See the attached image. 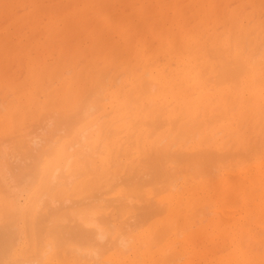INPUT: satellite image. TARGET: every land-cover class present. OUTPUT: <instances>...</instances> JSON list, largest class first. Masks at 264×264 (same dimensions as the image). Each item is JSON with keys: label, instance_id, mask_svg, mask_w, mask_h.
I'll use <instances>...</instances> for the list:
<instances>
[{"label": "rangeland", "instance_id": "rangeland-1", "mask_svg": "<svg viewBox=\"0 0 264 264\" xmlns=\"http://www.w3.org/2000/svg\"><path fill=\"white\" fill-rule=\"evenodd\" d=\"M262 61L264 0H0V169L2 164L6 168V176L0 174V224H6L0 227L4 232L9 228V235L23 231L16 246L22 250L19 256L28 257L42 246L33 228L35 218L34 225L29 214L20 213L13 223L6 211L18 189L22 164L34 162L31 154L42 156L41 165L60 162L55 154L42 155V147L50 140L59 150L71 145L79 140V130L98 119V125L87 130L88 159L81 163L75 157L64 171L65 178L83 164L84 175L78 169L82 175L76 174L68 188L53 190L56 200L49 203L60 209L68 206L63 208L67 212L86 205L87 212L115 217L106 219L112 228L101 224L111 229L106 231L111 241H104L114 242L117 234L128 241L120 248L103 241L101 256L85 261L80 254L86 250L79 248L86 242L67 233L70 228V233L77 231L75 222L68 225L74 221L69 217V235H64L69 245L53 246L45 256L49 264H264ZM223 63L227 71L240 63L238 72L243 73L237 75L236 68L222 71ZM93 96L100 107L87 119L68 129V123L59 124L79 108L77 100ZM163 147L174 153L173 159L157 161L172 176L159 179L150 163L156 164L154 156ZM30 195L22 191L19 203L26 205ZM98 203L106 209L100 212ZM151 206L161 208L152 214ZM98 220L95 216L96 224Z\"/></svg>", "mask_w": 264, "mask_h": 264}, {"label": "bare ground", "instance_id": "bare-ground-1", "mask_svg": "<svg viewBox=\"0 0 264 264\" xmlns=\"http://www.w3.org/2000/svg\"><path fill=\"white\" fill-rule=\"evenodd\" d=\"M258 47V46H257ZM174 52V51H173ZM176 54H177V52H176ZM231 56V55H230ZM225 57V56H224ZM226 58H227V55H226ZM230 59V58H229ZM233 59V58H232ZM185 60V59H184ZM224 60H226V59H224ZM234 60V59H233ZM237 60V59H236ZM187 61V60H186ZM230 61H231V59H230ZM229 61V62H230ZM255 61V60H254ZM178 62V61H177ZM189 62V61H188ZM225 62V61H224ZM238 63V61H234L233 63ZM240 62V61H239ZM249 62H251V61H249ZM257 62V61H256ZM262 62H264V61H262ZM262 62H258V63H262ZM226 63H228V62H226ZM225 63V64H226ZM232 63V62H231ZM230 63V64H231ZM232 63V64H233ZM178 64V63H177ZM250 64V63H249ZM254 64V63H253ZM257 64V63H256ZM255 64V65H256ZM179 65V64H178ZM223 65H224V63H223ZM244 65H246V64H244ZM228 66H229V64H228ZM228 66H227V69H228ZM234 67L233 68H236L235 70L233 69V68H229V70L227 71V70H225V65L224 66H222V67H224V70H222V71H225V72H230V69H233V71H236L238 74L237 75H239V74H241V73H243V72H238V71H240L241 69H242V65H240V63H239V65H237V64H234L233 65ZM235 66H238V67H235ZM248 66V65H247ZM246 67V66H245ZM252 67V66H251ZM256 67V66H255ZM244 69H246V68H244ZM244 69L242 70V71H244ZM249 69V68H248ZM258 69V68H257ZM247 70V69H246ZM246 70H245V72H246ZM233 71H231L232 73L231 74H233L234 72ZM248 71V70H247ZM236 72H235V74H236ZM244 72V73H245ZM158 73V72H157ZM225 74H227V73H225ZM230 73H228L227 75H229ZM230 74V75H231ZM248 74V73H247ZM160 75V74H159ZM158 75V76H159ZM248 75H250V74H248ZM143 76V75H142ZM142 78V77H141ZM153 78V77H152ZM245 78V77H244ZM163 79H165L164 77H163ZM249 79H250V77H249ZM162 80V79H161ZM247 80V79H246ZM163 81V80H162ZM243 81H245V80H243ZM259 81H260V79H259ZM144 82V81H143ZM159 82H160V80H159ZM150 83V82H149ZM163 83V82H162ZM156 85V84H155ZM161 86V85H160ZM181 86H183V85H181ZM185 86V85H184ZM165 89V88H164ZM133 90V89H132ZM163 90V89H162ZM164 91V90H163ZM137 92V91H136ZM152 92V91H151ZM102 93V92H101ZM31 95V94H30ZM87 95H89V94H87ZM91 95V94H90ZM42 96V95H41ZM41 96H39V97H41ZM44 96V95H43ZM83 96V95H82ZM84 97V96H83ZM94 97V96H93ZM92 97V98H93ZM133 97V96H132ZM139 98H140V95L138 96ZM80 98V97H79ZM85 98H86V96H85ZM95 98V97H94ZM138 98V99H139ZM81 99V98H80ZM100 99V98H99ZM103 99V98H102ZM137 99V100H138ZM43 100H45V99H43ZM77 101H79L78 103H80L79 104V108L76 110V108L78 107H75L74 108V110H76V111H74V110H72V111H74L72 114H71V116H70V113L71 112H69V114L67 113L66 115H69L68 117H65V119H67V120H65V119H63L62 120V122L64 123L65 121H67L66 123H64V124H62V123H60L58 120V122H59V124L60 125H62V127H65V124H67L66 125V127H67V129H68V127L72 124V125H76L77 123H80V121L81 120H85V119H87L91 114H93V112L94 111H96V106H99L100 107V105H96V102H97V98H95V99H90V98H88V99H84V100H82V101H80V100H77ZM101 101V100H100ZM136 101V100H135ZM40 102V101H39ZM137 102V101H136ZM128 103H129V101H128ZM130 103H131V101H130ZM139 104V103H138ZM4 105V104H3ZM74 106V105H73ZM99 107H98V109H99ZM137 107V106H136ZM145 109H147V108H145ZM46 110V109H45ZM61 110V109H60ZM68 110V109H67ZM42 111V110H41ZM49 111V110H48ZM56 111V110H55ZM63 111V110H62ZM66 111V110H65ZM67 112V111H66ZM131 112H132V110H131ZM164 112V111H163ZM46 113V112H45ZM48 113V112H47ZM56 113V112H55ZM161 113V112H160ZM159 113V114H160ZM28 114V113H27ZM53 114V113H52ZM57 114V113H56ZM43 115H44V113H43ZM49 115V114H48ZM65 115V116H66ZM142 115V114H141ZM162 115H163V113H162ZM46 116H47V114H46ZM159 116H161V114L159 115ZM158 116V117H159ZM169 116V115H168ZM41 117V116H40ZM43 117H45V116H43ZM62 116H60V118H61ZM142 117V116H141ZM50 118H52V117H50ZM57 118V117H56ZM55 118V119H56ZM53 119V118H52ZM168 119L170 120V117H168ZM98 120V119H97ZM96 120V121H97ZM141 119H139V121H140ZM153 120V119H152ZM201 120V119H200ZM95 121V122H96ZM142 121V120H141ZM155 120H153V122H154ZM158 121V120H157ZM195 121H196V119H195ZM199 121V120H198ZM52 122V121H51ZM82 122V121H81ZM94 122V123H95ZM111 122H113V121H111ZM152 122V121H151ZM167 122V121H166ZM194 122V121H193ZM201 123H202V121H200ZM199 122V123H200ZM56 123V122H55ZM93 122L91 123V124H89L88 126H87V129H86V127L83 129V130H79V131H81L80 133H78V134H80V138H79V140L78 141H75L73 144H68V145H66L65 147H63V148H61L60 150H59V148H54V147H52L53 145L51 144L52 143V141L50 140V142H48V141H46V145H42L43 147V149H38V150H36V151H39L40 150V152L42 153V155H43V153L44 154H47V156L48 155H53V154H55V158H54V160H61L60 162H55L54 160V162H55V164H50V163H48V164H46V165H41L40 164V162L43 160V159H41V155L39 154V153H37V156H41V157H38V158H36L35 156V154H34V156L31 154V155H29V151L30 150H32L34 147H31L29 150H26L25 151V153L23 152V154L26 156L27 154L29 155V156H32V159H29V160H34V162L33 163H30L29 162V164L27 163V165L25 166L24 164H22V166H24L23 168H22V173H20V174H22L21 175V179H19L18 177H16V178H18V180H20V182L17 180V182H19V183H17V182H14V183H17V188H15V186H14V189H17V191H16V193H11V196L12 195H14V197L13 198H11V197H9L10 199H12L11 200V202L7 205L8 207H6V203H8V201H6L5 202V205H3V206H5L6 208H7V210L6 211H9V215H10V219H12V221H13V223H15V221L16 220H14V219H17V217H15V216H18L20 213L21 214H25V215H27V214H29L30 215V218L32 219L31 220V223L32 224H34L33 222V219L35 218L36 219V221H37V224L33 227V228H36V230L35 231H38V237H39V241L38 240H36L35 242H37V243H40V244H42V246H40V245H38L37 246V248H35L36 250H34L33 251V253L29 256V255H27L28 257H25V258H23L22 256L20 257L19 255H20V253H21V251L22 250H20L19 252L16 250V246H17V243H18V241H19V237H18V234H23L22 232H20V231H16V230H13V234H10L9 235V233H11V231L9 232L8 231V229L9 228H7V226L9 225V224H13L9 219H8V221H10V223H8L7 224V226H6V228H7V232H8V234H7V232H4L3 230V228H1V227H3V226H5V224H6V222L5 223H3L4 225L3 226H1V224H0V229L4 232V234L6 233L7 235H8V237H5L4 238V236H3V234H1L0 233V235H2L3 236V240H1V243H0V264H49L51 261L48 259V258H46L45 259V256H46V254L50 251V250H52L53 249V246H61V247H63L64 246V244L66 243V244H68L67 242V238H66V236H64V235H66L67 233H69L71 236H74V238H76L75 236H79L78 238L79 239H81V238H83V240H85V242L86 243H84V244H81L80 245V248H79V250L80 249H84V253H82V254H80V255H82L81 256V258L82 257H86L85 259V261H87V258L88 257H90V259H92L91 257H94V256H96L97 254H101L100 252L103 250L102 248V245H103V243L104 242H106V245L108 244V240L109 241H111V239H107V237L109 236L108 234V232H110L111 231V229H103L101 226V224H103V225H105V223L107 222V221H111V220H113V221H115V217H113L112 219L111 218H105L106 217V215L105 216H102V215H104V214H100V215H98L97 214V212L96 213H94L93 214V212L94 211H92V212H87L86 211V209L84 208L85 206H78V207H80L79 209H77V208H73V212H71V211H69V212H67V211H63L64 209L63 208H65V206L62 208V209H60L57 205H54V206H52L50 203H49V201H55L54 200V198H53V196H51L52 194H53V190H55L57 187H60V186H67V185H70L71 186V184L74 182L73 180H75V178H76V176L80 173L81 174V171H83L85 168H83V164H81L82 166H80L81 168L79 169V166L76 168L75 166V169L76 170H72V172L74 173V174H71L72 172H69L70 174H68V176H66L65 178H64V171L67 169V168H69L70 166H69V164H70V162H71V160L73 159V158H81V163H82V161H83V159H88V158H85L86 157V155L84 156V154H86L87 152L85 151V148H88L89 149V147H88V144H90V143H84L85 142V140H87V136H88V133H87V130L89 129H91V126L94 128V126H96V125H98V122L96 123V124H94ZM139 123V122H138ZM142 123V122H141ZM156 123V122H155ZM170 123H171V121H170ZM198 123V122H197ZM198 123V124H199ZM1 124V123H0ZM46 124V123H45ZM115 124V123H114ZM143 124H145V123H143ZM142 124V125H143ZM154 123H152V125H153ZM189 125L190 124H193V123H188ZM194 124H195V122H194ZM64 125V126H63ZM187 125V124H186ZM185 125V126H186ZM54 126V125H53ZM139 126V125H138ZM59 127V126H58ZM61 127V128H62ZM90 127V128H89ZM97 128V127H96ZM101 128V127H100ZM138 128V127H137ZM117 129V128H116ZM187 129H190L189 127L187 128ZM56 130V129H55ZM107 130V129H106ZM64 131V130H63ZM66 131V130H65ZM72 131V130H71ZM110 131H112V130H110ZM12 132H14V131H12ZM58 132V131H57ZM89 132V131H88ZM117 132H118V130H117ZM185 132V131H184ZM52 133V132H51ZM55 133V132H54ZM64 133V132H63ZM113 133V132H112ZM168 133H170V132H168ZM167 133V134H168ZM182 133V132H181ZM14 134V133H13ZM70 133H68V135H69ZM115 134V133H114ZM113 134V135H114ZM147 134V133H146ZM166 134V135H167ZM185 134H186V132H185ZM17 135H19L18 133H17ZM49 135H50V133H49ZM48 134L46 135V136H49ZM53 135V134H52ZM107 135V134H106ZM141 135V134H140ZM145 135V134H144ZM169 135V134H168ZM182 135V134H181ZM10 136V135H9ZM16 136V135H15ZM65 136V135H64ZM109 136V135H108ZM146 136V135H145ZM147 136H149V135H147ZM186 136V135H185ZM184 136V137H185ZM90 137V136H89ZM169 137V136H168ZM15 138V137H14ZM60 138V137H59ZM146 138V137H145ZM144 138V139H145ZM148 138V137H147ZM104 139V138H103ZM143 139V140H144ZM166 139V138H165ZM168 139V138H167ZM175 139H177V138H175ZM182 139V138H181ZM188 139V138H187ZM15 140V139H14ZM20 140V139H19ZM57 140V139H56ZM108 140V139H107ZM169 140V139H168ZM40 141V140H39ZM38 141V142H39ZM99 141V140H98ZM101 141V140H100ZM173 141H175L174 139H173ZM15 142V141H14ZM19 142H21V141H19ZM118 142V140L115 142V144ZM161 142V141H160ZM165 142V141H164ZM169 142H172V140L171 141H169ZM16 143V142H15ZM18 143V142H17ZM22 143V142H21ZM25 143V142H24ZM32 143V142H31ZM43 143V142H42ZM119 143V142H118ZM122 143V142H121ZM124 143V142H123ZM166 143V142H165ZM168 143V142H167ZM173 143V142H172ZM34 144V143H33ZM92 144V143H91ZM160 144V143H159ZM80 146V147H82V148H80V150H78V151H75V152H72V153H70L71 152V148L72 147H75V146ZM99 145V144H98ZM97 145V146H98ZM120 145V144H119ZM175 145V144H174ZM25 146V145H24ZM32 146V145H31ZM97 146H95V147H97ZM112 147H113V145H111ZM124 146V145H123ZM145 146V145H144ZM161 146H162V144H161ZM165 146H166V144H165ZM169 146V145H168ZM28 147V146H27ZM121 145H120V150H121ZM170 147V146H169ZM188 147V146H187ZM29 148V147H28ZM27 148V149H28ZM160 148V147H159ZM163 148H167V147H163ZM161 149V150H159L160 152H158V154H156V156H154L155 157V161L154 162H156V164L155 163H153V161L151 162L152 163V165H151V163H150V168H151V171H152V174H153V176L155 175L156 176V178L158 177L159 178V176L160 175H162V177H163V175H164V178L167 176V178H168V175H169V177L170 176H172L170 173H168L169 171H168V169H166L165 167H164V164H163V167H162V164H160V163H158V158H160L161 160V162L162 161H166L167 159L169 160L173 155L171 154V152L169 151V149L167 150H165V149ZM17 149V148H16ZM99 149V148H98ZM200 149V148H199ZM203 149V148H202ZM87 150V149H86ZM171 150V149H170ZM183 150V149H182ZM206 150V148L204 147V150H203V152ZM211 150V149H210ZM262 150H264V149H262ZM0 151H2V150H0ZM21 151V150H20ZM101 151V150H100ZM214 150H212V154H214L215 153V151L213 152ZM33 152V151H32ZM35 152V151H34ZM91 152H92V150H91ZM96 152H98L97 150H96ZM95 151H94V153H96ZM117 152V151H116ZM122 152H123V150H122ZM201 152V151H200ZM31 153V152H30ZM90 152H88L87 153V155L89 154ZM93 153V152H92ZM91 153V154H92ZM120 153H121V151H120ZM173 153V152H172ZM178 153V152H177ZM204 153H206V152H204ZM174 154V153H173ZM183 154V153H182ZM186 154V153H185ZM207 154H209V149H208V152H207ZM94 155V154H93ZM121 155V154H120ZM176 155V154H175ZM175 155H174V158H176L175 157ZM201 155H203V153L201 154ZM205 155V154H204ZM2 156V155H1ZM28 156V157H29ZM177 156V155H176ZM180 156H182V155H180ZM210 156V155H209ZM34 157V158H33ZM90 157V156H89ZM96 157V156H95ZM94 157V158H95ZM157 157V158H156ZM185 157V156H184ZM204 157V156H203ZM179 158V157H178ZM206 158V157H205ZM1 159V158H0ZM45 159V158H44ZM119 159V158H118ZM154 159V158H153ZM171 159H173V157L171 158ZM170 159V160H171ZM183 159H185V158H183ZM28 160V159H27ZM90 160V159H89ZM89 160H87L86 162H90V164L89 165H91V161H89ZM94 160V159H93ZM96 160H97V158H96ZM52 161V162H53ZM159 161V162H160ZM3 162L5 163V161L3 160ZM74 162V161H73ZM149 162V161H148ZM167 162V161H166ZM165 162V163H166ZM23 163H24V161H23ZM26 163V162H25ZM79 163V162H78ZM96 163V162H95ZM88 164H86L87 165V167L86 168H88L89 166H88ZM157 164H160L159 166H157ZM2 165H4V164H2ZM2 165H1V169H0V174L1 175H4L6 172H5V169L6 168H4V166L2 167ZM5 165H6V163H5ZM73 165V164H72ZM77 165V164H76ZM93 165V164H92ZM110 165V164H109ZM113 165V164H112ZM196 165V164H195ZM16 166V165H15ZM17 166L19 167V170L21 169L20 168V166L21 165H18L17 164ZM21 166V167H22ZM103 166V165H102ZM104 166H106L105 164H104ZM114 166V165H113ZM9 167V166H8ZM17 167V168H18ZM110 167H111V165H110ZM149 167V166H148ZM147 167V168H148ZM162 167V168H161ZM90 168V167H89ZM98 168V167H97ZM101 168V167H100ZM103 168H105V167H103ZM81 170V169H83V170H81L80 172H78L79 170ZM91 170H93L92 169V167L90 168ZM99 169V168H98ZM107 169V168H106ZM112 169V168H111ZM115 169V168H114ZM89 169H87V171H88ZM105 170V169H104ZM117 170V169H116ZM148 170H149V168H148ZM167 170V171H166ZM170 170V169H169ZM10 171V170H9ZM99 171V170H98ZM101 171V170H100ZM109 171V170H108ZM112 171V170H111ZM164 171V172H163ZM78 172V173H77ZM92 172V171H91ZM95 172H97V171H95ZM101 172H103V171H101ZM114 172V171H113ZM116 172V171H115ZM7 173H9V172H7ZM83 173V175H84V173H85V170H84V172H82ZM112 173V172H111ZM164 173V174H163ZM261 173V172H260ZM12 174V173H11ZM77 174V175H76ZM151 174V175H152ZM262 174V173H261ZM8 175V174H7ZM19 175V174H18ZM82 175V174H81ZM80 175V176H81ZM95 175V174H94ZM93 175V176H94ZM100 175V173L98 172V174L96 175V176H98V177H100L99 176ZM103 175V174H102ZM166 175V176H165ZM239 175V174H238ZM237 175V177H239ZM244 175V174H243ZM258 175V174H257ZM260 175V174H259ZM258 175V176H259ZM4 176H6V175H4ZM9 176V175H8ZM12 176V175H11ZM17 176V175H16ZM20 176V175H19ZM150 176V175H149ZM242 176V175H241ZM261 176V175H260ZM259 176V177H260ZM262 176H264V175H262ZM78 177H79V175H78ZM95 177V176H94ZM103 177V176H102ZM152 177V176H151ZM176 177V176H175ZM228 177V176H227ZM227 177H225V179L227 178ZM230 177H231V175H230ZM233 177V176H232ZM6 178H8V177H6ZM62 178L64 179V180H62ZM74 178V179H73ZM91 178H93V177H91ZM161 178V177H160ZM159 178V179H160ZM241 178V177H240ZM244 178V177H243ZM77 179V178H76ZM85 179V178H84ZM94 179V178H93ZM99 179V178H98ZM150 179H154V178H150ZM224 179V180H225ZM235 179H236V177H235ZM242 179V178H241ZM241 179H239V180H241ZM246 179V178H245ZM249 178H247V180H248ZM258 179V178H257ZM262 179V178H261ZM4 180V179H3ZM92 180V179H91ZM91 180H90V182H91ZM95 180H96V177H95V179H94V182H95ZM250 180V179H249ZM248 180V181H249ZM1 181V180H0ZM5 181V180H4ZM152 181V180H151ZM166 181V180H165ZM237 181V180H236ZM85 182H88V180L87 181H85ZM143 182V181H142ZM147 182V181H146ZM149 182V181H148ZM163 182V181H162ZM172 182V181H171ZM223 182V181H222ZM221 182V183H222ZM243 182V181H242ZM245 182V181H244ZM247 182V181H246ZM257 181H255V183H256ZM1 183H2V181H1ZM151 183V182H150ZM155 183V182H154ZM248 183V182H247ZM247 183H245V184H247ZM260 183H261V180H260ZM87 184V183H86ZM89 184V183H88ZM95 184V183H94ZM94 184H92V185H94ZM101 184V183H100ZM110 184V183H109ZM136 184V183H135ZM140 184V183H139ZM149 184V183H148ZM223 184V183H222ZM230 183H228V185H229ZM235 184V183H234ZM242 184V183H241ZM245 184H242L243 186L245 185ZM16 185V184H15ZM142 184H140V186H141ZM221 185V184H220ZM21 186V187H20ZM69 186V187H70ZM89 186V185H88ZM137 186V185H136ZM223 186H224V184H223ZM232 186V185H231ZM5 186L3 185V188H4ZM77 187V186H76ZM86 187V190H87V186H85ZM89 187H92V186H89ZM109 187V186H108ZM217 187V186H216ZM67 188H68V186H67ZM83 187H80V189H82ZM107 188V187H106ZM11 189V188H10ZM13 189V188H12ZM90 189V188H89ZM111 189V188H110ZM75 190V189H74ZM83 190V189H82ZM85 190V189H84ZM102 189H100L99 191H101ZM139 190H140V187H139ZM22 191H30L31 192V195H30V199L28 200V202L26 203V205H21L20 203H19V199H20V193L22 192ZM81 191V190H80ZM106 191V190H105ZM224 191H226V190H224ZM223 191V192H224ZM81 192H83V191H81ZM101 193V192H100ZM136 192H134V194H135ZM79 194V193H78ZM85 194V193H84ZM9 195H10V193H9ZM98 195H100V194H98ZM136 195V194H135ZM134 195V196H135ZM23 196V195H22ZM21 196V197H22ZM63 196H65V195H63ZM87 196V195H86ZM129 196V195H128ZM192 196V195H191ZM61 197L62 196H60V199H61ZM81 197V196H80ZM88 197V196H87ZM91 197V196H90ZM138 197V196H137ZM23 198V197H22ZM47 198V199H46ZM120 198V197H119ZM124 198H126V197H124ZM130 198V197H129ZM144 198V197H143ZM178 198V197H177ZM74 199H76V198H74ZM73 199V200H74ZM174 199V198H173ZM9 200V199H8ZM67 200V199H66ZM70 200V199H69ZM68 200V201H69ZM91 200V199H90ZM92 200H93V195H92ZM96 200V199H95ZM97 200H98V198H97ZM102 200V199H101ZM120 200V199H119ZM144 200V199H143ZM142 200V201H143ZM61 201V200H60ZM63 201H64V199H63ZM62 201V202H63ZM72 201V200H71ZM86 201V200H85ZM57 202V201H56ZM74 202V201H73ZM73 202H71V203H73ZM79 202V201H78ZM84 202V201H83ZM95 202V201H94ZM105 202V201H104ZM147 202H148V200H147ZM174 202V201H173ZM2 203H3V201H2ZM59 203V202H58ZM75 203V202H74ZM82 203V201L80 202V204ZM86 203V202H85ZM88 203H91V202H88ZM145 203V202H144ZM170 203H171V201H170ZM25 204V203H24ZM53 204V203H52ZM84 204V203H83ZM87 204V203H86ZM152 204H154L153 202H151V205ZM173 204V203H172ZM67 205V204H66ZM74 205V204H73ZM77 205V204H76ZM74 206V207H77V206ZM90 205V204H89ZM91 205H93V204H91ZM96 205V204H95ZM98 206H100V208H101V211L100 212H102V210H105L106 209V207L104 208L103 207V205L101 206V205H99V203L97 204ZM96 205V206H97ZM111 205H113V204H111V203H106V206H110L111 207ZM40 206H42V207H40ZM57 206V207H56ZM61 206V205H60ZM97 206V208H99ZM123 206H126V205H123ZM154 206V205H153ZM156 206V205H155ZM154 206V207H155ZM257 206H258V204H257ZM40 207V208H39ZM44 207V209H43V212H40L41 210H42V208ZM71 207V206H70ZM73 207V206H72ZM90 207V206H89ZM153 207V208H154ZM159 206H157L156 208V210L157 211H159L158 209H160L161 207H159ZM88 208V207H87ZM95 208V207H94ZM97 208H95V210L97 209ZM100 208H99V210H100ZM152 208V206H151V209H150V211L152 212V214H155L157 211H155V209H153ZM171 208V207H170ZM5 209V208H4ZM65 209H69L68 208V206L65 208ZM72 208H70V210H71ZM110 209V208H109ZM257 209H258V207H257ZM0 210H2V208L0 209ZM88 210H89V208H88ZM91 210H93V209H91ZM91 210H89V211H91ZM98 210V209H97ZM154 211V212H153ZM260 211V210H259ZM258 211V212H259ZM4 212H5V210H4ZM3 212V213H4ZM23 212V213H22ZM7 213V212H6ZM99 213V212H98ZM147 213V212H146ZM145 213V214H146ZM149 213V212H148ZM160 213V212H159ZM5 214V213H4ZM18 214V215H17ZM96 214V215H95ZM42 215L45 217L44 219H45V221H42V220H44V219H41V217H42ZM96 216V220H98L97 218H99L100 216L101 217H103V218H99V220H98V225L96 224V222L94 221V219H95V216ZM97 215H98V217H97ZM114 215V214H113ZM149 215H151V213H149ZM7 216H8V213H7ZM146 217H147V215H145ZM153 216V215H152ZM151 216V217H152ZM9 217V216H8ZM20 217V216H19ZM69 217H73L74 218V221H70L69 222V220L71 219V218H69ZM7 218V217H6ZM29 218V217H28ZM69 218V219H68ZM72 218V219H73ZM145 218V217H144ZM106 219H107V221H106ZM19 220V219H18ZM67 221L70 223H68V225H71V224H73L74 222V224H75V226L77 227V231L75 232V230H74V232L75 233H70V232H68L69 230H71V228L67 231V228L68 227H66V225H67ZM29 222V221H28ZM27 222V223H28ZM43 222H46V224L43 226ZM73 222V223H72ZM105 222V223H104ZM26 223V222H25ZM26 223V224H27ZM99 223H100V225H99ZM31 224V225H32ZM40 224H42L41 225V227L39 226ZM108 224V225H107ZM107 224L104 226L105 228H107L106 226H108L109 228L111 227L112 228V226H110V223H108L107 222ZM112 224V223H111ZM9 226H11V225H9ZM8 226V227H9ZM13 226V225H12ZM11 226V227H12ZM15 226V225H14ZM33 226V225H32ZM31 226V227H32ZM24 227V226H23ZM22 227V228H23ZM88 227H90L89 229H88ZM113 227L114 228H118V226H115L114 225V223H113ZM164 227V226H163ZM163 227H162V230H163ZM168 226H166L165 228H167ZM21 228V227H20ZM169 228H171V227H169ZM11 229H13V227L11 228ZM10 230V229H9ZM33 230V229H32ZM119 230V229H118ZM165 230V229H164ZM163 230V231H164ZM167 230V229H166ZM15 231V232H14ZM66 231H67V233H66ZM73 230H71V232H72ZM106 231H108V232H106ZM113 231V230H112ZM161 231V230H160ZM1 232V231H0ZM162 232V231H161ZM160 232V233H161ZM112 233H114V232H111L110 234H112ZM159 233V234H160ZM34 234V233H33ZM69 234H67V235H69ZM164 234V233H163ZM162 234V235H163ZM37 235V234H36ZM119 234H117V236L115 235V238H113L115 241L114 242H109V244L110 243H112V244H110L112 247H113V243L115 244V245H118L119 246V248H120V246H124L125 245V243H127V239H124V236L125 235H123V236H121V234L118 236ZM162 235H160V236H162ZM165 235V234H164ZM22 236V235H21ZM17 237V238H16ZM68 237V236H67ZM111 237V236H110ZM110 237H108V238H110ZM163 237V236H162ZM1 238V237H0ZM36 238V237H35ZM34 238V239H35ZM68 238H70V237H68ZM73 238V237H72ZM71 238V239H72ZM74 238H73V241H72V243L74 242ZM78 238H76V239H78ZM104 239L106 240L107 239V241H104ZM82 240V239H81ZM67 241V242H66ZM104 241V242H103ZM71 242V241H70ZM43 243H45V244H43ZM71 243V244H72ZM35 244V243H34ZM109 244H108V247H111V246H109ZM37 245V244H36ZM69 245V244H68ZM35 246V245H34ZM60 247V248H61ZM66 247V246H65ZM69 248V247H68ZM70 248H71V246H70ZM73 249H74V247H72ZM76 248V247H75ZM122 248V247H121ZM111 249V248H110ZM241 249V248H240ZM66 250V249H65ZM79 250L77 249V251L79 252ZM122 250V249H121ZM72 252H73V250H71ZM100 251V252H99ZM106 251V250H105ZM65 253H66V251H64ZM72 252H69V253H72ZM242 252H243V250H242ZM24 253V252H23ZM75 253H77L76 251H75ZM74 253V254H75ZM68 254V253H67ZM239 254V253H238ZM75 255H77V254H75ZM74 255V256H75ZM80 255H79V258H80ZM245 255V254H244ZM17 256H19V257H17ZM101 256V255H100ZM237 256V255H236ZM76 257V256H75ZM74 257V258H75ZM231 257H232V255H231ZM78 258V257H77ZM249 258H251L250 256H249ZM94 259V258H93ZM171 259V258H170ZM169 260V259H168ZM240 260V259H239ZM246 260V259H245ZM249 260H252V259H249ZM77 262H78V260H77ZM94 262V261H93ZM92 262V263H93ZM226 262H228V261H226ZM231 262V261H230ZM239 262V261H238ZM243 261H240V263H242ZM237 264V263H236Z\"/></svg>", "mask_w": 264, "mask_h": 264}]
</instances>
